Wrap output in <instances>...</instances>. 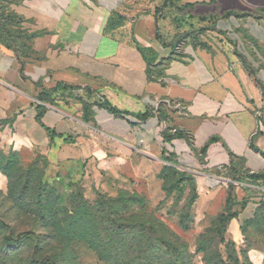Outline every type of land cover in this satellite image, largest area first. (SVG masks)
<instances>
[{
    "label": "crops",
    "instance_id": "0c3cea01",
    "mask_svg": "<svg viewBox=\"0 0 264 264\" xmlns=\"http://www.w3.org/2000/svg\"><path fill=\"white\" fill-rule=\"evenodd\" d=\"M1 3L33 34L25 63L0 42L2 150L43 156L88 192L167 163L195 178L204 202L215 191L253 195L229 229L254 215L264 200V0ZM85 99L125 113L94 104L85 118ZM166 126L181 135L164 140Z\"/></svg>",
    "mask_w": 264,
    "mask_h": 264
},
{
    "label": "rangeland",
    "instance_id": "374dc122",
    "mask_svg": "<svg viewBox=\"0 0 264 264\" xmlns=\"http://www.w3.org/2000/svg\"><path fill=\"white\" fill-rule=\"evenodd\" d=\"M183 35H177L179 45ZM23 42L17 41L18 46ZM166 166L170 165L164 164L149 179H128L120 186L88 192L77 174L60 175L58 167L43 156L26 161L17 151L0 148V264H124L102 259L82 241L67 245L49 227L61 214L39 215L41 206L60 213L80 194L89 203L101 197L133 198L123 204L131 207L128 213L142 215L151 224L160 221L174 234L166 232L165 237L178 249L171 253L175 264H264V200L253 216L229 229L219 214L234 212L238 216L253 195L241 200L235 197L230 209L225 207L228 191L207 194L204 202L192 175L179 181L178 173ZM152 232L149 229L148 234ZM7 237L14 240L13 247L6 244ZM52 258H58L56 263Z\"/></svg>",
    "mask_w": 264,
    "mask_h": 264
},
{
    "label": "trees",
    "instance_id": "16d2710c",
    "mask_svg": "<svg viewBox=\"0 0 264 264\" xmlns=\"http://www.w3.org/2000/svg\"><path fill=\"white\" fill-rule=\"evenodd\" d=\"M2 1L0 0V42L12 48L16 55L22 59V63H25L24 58L29 57L33 53L29 43L33 34L22 29L19 32L15 30V28L20 29L21 20L13 12L4 8ZM18 39L24 40L20 46L17 44ZM86 94H90L87 89ZM94 104L104 107L113 114L120 115L125 113L105 101L98 102L85 99L83 100L85 118H87V113ZM152 110L156 113L159 121L162 120L166 123L169 121L167 114L162 115L161 104H158L156 109L152 108ZM41 114L42 112L38 111L36 115L38 121H40ZM146 114L139 113L137 116L142 118ZM46 129L51 134V131L48 128ZM171 130L172 127L168 126L163 130L164 140L169 141L172 137L181 135L177 130L169 133ZM166 167L178 173L179 181L186 179L185 177L188 173L172 166ZM187 177L191 179V177ZM232 191L230 189L227 192L225 199L226 209H230L231 203H236L234 192ZM78 196V199L72 200L68 208L60 213L41 206L42 209L39 215H44L46 218L59 217L61 214V219L56 220L53 224L49 223V227L56 231V237L62 242L68 245L75 241H82L96 251L102 259H111L115 263L175 264L171 253L178 249L173 242L165 237L166 232L171 236L174 234L160 221L155 225L151 224L149 220L147 221L146 217L142 215L133 212L128 213V211H131V207H124L123 204L129 203L133 198L129 200L130 198L101 197L98 202L89 203L82 194ZM231 198H234V200ZM69 212H71L70 215L68 214ZM219 215H221L220 220L224 222L225 226L228 225L231 218L235 217L234 212H229L225 216L223 214ZM180 221H182V217ZM149 229L153 231L151 234H148ZM5 241L8 246L13 247L14 240L7 237ZM52 259L56 263L58 258L56 260L55 258Z\"/></svg>",
    "mask_w": 264,
    "mask_h": 264
},
{
    "label": "built area",
    "instance_id": "2783aa9c",
    "mask_svg": "<svg viewBox=\"0 0 264 264\" xmlns=\"http://www.w3.org/2000/svg\"><path fill=\"white\" fill-rule=\"evenodd\" d=\"M157 106H155V108H156ZM257 114H259V112H256ZM260 121H258V123H259Z\"/></svg>",
    "mask_w": 264,
    "mask_h": 264
}]
</instances>
